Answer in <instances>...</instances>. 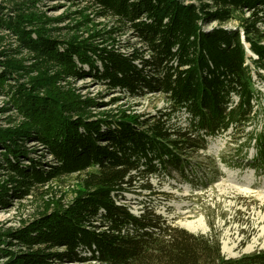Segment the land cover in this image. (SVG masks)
Instances as JSON below:
<instances>
[{"label": "trees", "instance_id": "16d2710c", "mask_svg": "<svg viewBox=\"0 0 264 264\" xmlns=\"http://www.w3.org/2000/svg\"><path fill=\"white\" fill-rule=\"evenodd\" d=\"M85 1L97 9L98 17L116 24L106 33L127 28L140 45L126 52L116 37L98 33L73 41L48 38L26 29L36 18L18 6L14 16L0 6V25L70 75L93 74L132 98L159 92L170 111L151 117L122 113L93 119L73 110L67 114L69 101L52 94L34 95V87L20 84L17 101L37 123L33 135L55 162L49 168L40 161L21 165L16 135L32 133L0 131V145L11 153L6 154L9 168L21 177L16 193L73 174L81 188L71 202L20 231L17 237L30 251H6L12 256L8 264H51L53 255L105 264H264V249L226 257L218 240L173 224L153 205L145 204L135 214L121 202L122 192L134 185L138 174L176 169L186 176L188 167L193 170L187 148L206 149L207 136L244 126L255 115L254 101L264 96L254 88L248 59L255 68L264 67V0ZM234 19L240 24L226 27ZM245 42L255 57L248 56ZM3 68L8 76L15 72L7 65ZM171 111L186 112L188 127H173ZM255 142L252 164L261 169L264 133ZM58 247L64 251H46Z\"/></svg>", "mask_w": 264, "mask_h": 264}, {"label": "rangeland", "instance_id": "374dc122", "mask_svg": "<svg viewBox=\"0 0 264 264\" xmlns=\"http://www.w3.org/2000/svg\"><path fill=\"white\" fill-rule=\"evenodd\" d=\"M0 6L11 16L16 15V6L25 14H33L36 20L26 29L41 31L48 38L73 41L98 33L116 37L121 50L126 52L140 45L136 35L127 28L106 33L116 24L112 19L98 17L97 9L85 0H0ZM239 24V20L234 19L226 27L234 28ZM212 25L215 23L205 28ZM32 36L36 37L35 34ZM245 47L248 56L255 57L249 49L250 44L245 42ZM248 63L252 67L254 88L264 96V67L255 68L250 59ZM3 65L15 70L14 74L6 75ZM20 84L34 87V95L52 94L69 101L65 107L67 114L73 110L93 119L118 117L122 113L151 117L170 111L166 97L159 92L132 98L109 88L93 74L70 75L39 48L24 42L9 27L0 25V131L32 133L30 136L26 133L16 135L22 148L21 153H17V161L26 166L40 161L49 168L55 160L33 135L38 125L17 101ZM254 102L256 113L244 126H231L215 136H207L206 149L190 151L187 148L193 170L188 167L186 176L176 169L138 174L134 185L122 192L121 202L135 214L143 205H153L167 220L186 229L183 225L186 222H203L206 230L194 233L218 240L226 257H239L264 249V167L260 169L252 164L257 149L256 138L264 133V99L258 97ZM188 117L186 112L171 111L170 123L175 128L185 129L190 122ZM6 154L11 155L0 145V264H8L12 259L6 253L8 250L15 253L30 251L21 245L17 237L20 231L43 214L71 202L81 188L77 175L73 174L43 185L36 184L28 192L17 194L15 189L21 177L9 168ZM46 251L62 252L64 248ZM48 261L51 264H105L96 260L60 259L57 255Z\"/></svg>", "mask_w": 264, "mask_h": 264}, {"label": "bare ground", "instance_id": "6f19581e", "mask_svg": "<svg viewBox=\"0 0 264 264\" xmlns=\"http://www.w3.org/2000/svg\"><path fill=\"white\" fill-rule=\"evenodd\" d=\"M263 196V195H260ZM264 197V196H263ZM185 227H187L188 230L192 231V232H196V231H205L206 230V225L203 222H186L183 224ZM251 247V246H250ZM225 250H227L226 247H224Z\"/></svg>", "mask_w": 264, "mask_h": 264}]
</instances>
